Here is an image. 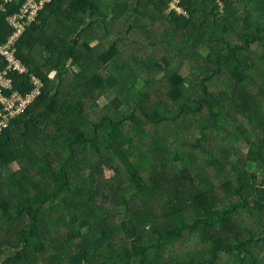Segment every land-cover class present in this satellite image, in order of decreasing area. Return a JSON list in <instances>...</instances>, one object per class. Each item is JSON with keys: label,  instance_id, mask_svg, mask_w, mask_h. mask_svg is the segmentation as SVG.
Segmentation results:
<instances>
[{"label": "trees", "instance_id": "obj_1", "mask_svg": "<svg viewBox=\"0 0 264 264\" xmlns=\"http://www.w3.org/2000/svg\"><path fill=\"white\" fill-rule=\"evenodd\" d=\"M174 1L52 0L17 44L44 89L0 136L2 264H264V0Z\"/></svg>", "mask_w": 264, "mask_h": 264}, {"label": "built area", "instance_id": "obj_2", "mask_svg": "<svg viewBox=\"0 0 264 264\" xmlns=\"http://www.w3.org/2000/svg\"><path fill=\"white\" fill-rule=\"evenodd\" d=\"M16 1L0 0V21L3 20L11 29L5 40L0 41V136L11 128L14 121L28 112L40 99L44 89L43 80L32 73L30 67L18 57L17 44L52 0H25L16 11L8 13ZM182 2L175 0L170 11L188 15L181 6ZM20 79L21 82H18ZM24 84L29 87L28 92L17 89Z\"/></svg>", "mask_w": 264, "mask_h": 264}, {"label": "rangeland", "instance_id": "obj_3", "mask_svg": "<svg viewBox=\"0 0 264 264\" xmlns=\"http://www.w3.org/2000/svg\"><path fill=\"white\" fill-rule=\"evenodd\" d=\"M169 13L171 12L170 10L168 11ZM132 15V13H131ZM183 15V14H182ZM145 23L149 26V27H152L153 26V20L152 18H148L145 20ZM145 23H141V25H143V27L145 28L146 25ZM152 29V28H151ZM150 29V30H151ZM149 30V31H150ZM148 31V32H149ZM144 37L143 38H138L136 40V43L135 44H132L128 49L130 51V53H127V61H131V57L132 54H134L137 50V47H133V46H141V45H144V44H147L148 42V36L146 35H143ZM123 61H125V59H123ZM174 62H176L177 64L180 63V57H175L174 58ZM203 62V61H201ZM133 66H135L136 64L133 62L131 63ZM142 67V71L144 70V66H143V63L141 65ZM180 68H181V71L183 73H186V75L190 74L191 71H193V69L196 68V62H194L193 60L189 59L188 57L185 59V61L183 63H181L180 65ZM142 72L140 71L139 74H141ZM55 75V73H51V77H53ZM71 76L69 74L66 75L65 77V82L63 83V94L66 96V97H70V99L72 97H76L77 95L74 93V91L72 90L71 87H69V82L71 81ZM155 79H157L159 81V84H158V87L155 89L154 92L151 93V96L149 97L150 99V102L155 105V108L159 109V110H162V111H167V110H171V105L168 101V98L166 96V78H165V72H158L156 75H155ZM138 87H142L143 86V82L141 81V79H139L138 81ZM109 99V98H108ZM85 103L88 105V106H94L93 105V100L91 97H87L85 98ZM103 103V102H102ZM104 103H106L107 105H109V101L106 99V97L104 98ZM102 112L105 113L107 112L106 109H103L102 108ZM166 114H164L165 116ZM148 130L150 132H152V130H155L154 127H151L150 128V125L148 126ZM148 131V132H149ZM199 133V132H198ZM155 139L157 138V135L155 134ZM176 135L174 134H170L167 132V142L172 145V147L174 146L173 143L175 142L176 140ZM197 161H198V157L196 158ZM248 169L250 170V172L252 173L253 175V180H254V183L257 184L258 186V196H260V198L262 199V201H264V161L263 160H256L254 162H250L248 163ZM104 177L105 179H111L113 177V173L109 172V171H105L104 172ZM235 182V181H234ZM240 219L242 221H244L243 218L240 217ZM238 225V223H236ZM242 224V222H241ZM243 225V224H242ZM237 227H234L233 228V231L237 232L238 230L236 229Z\"/></svg>", "mask_w": 264, "mask_h": 264}, {"label": "crops", "instance_id": "obj_4", "mask_svg": "<svg viewBox=\"0 0 264 264\" xmlns=\"http://www.w3.org/2000/svg\"><path fill=\"white\" fill-rule=\"evenodd\" d=\"M52 73H55V72L53 71ZM259 198H260V196H259ZM260 200H262V199L260 198ZM262 202H264V201H262Z\"/></svg>", "mask_w": 264, "mask_h": 264}]
</instances>
